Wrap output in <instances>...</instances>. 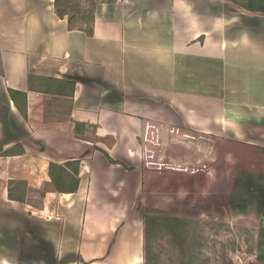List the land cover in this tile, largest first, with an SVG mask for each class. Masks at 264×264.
<instances>
[{"label": "crops", "instance_id": "1", "mask_svg": "<svg viewBox=\"0 0 264 264\" xmlns=\"http://www.w3.org/2000/svg\"><path fill=\"white\" fill-rule=\"evenodd\" d=\"M91 17L88 33L53 0H0V264H145L138 204L176 134L198 167L229 142L232 187L264 194V0Z\"/></svg>", "mask_w": 264, "mask_h": 264}, {"label": "rangeland", "instance_id": "2", "mask_svg": "<svg viewBox=\"0 0 264 264\" xmlns=\"http://www.w3.org/2000/svg\"><path fill=\"white\" fill-rule=\"evenodd\" d=\"M65 11L62 4L60 12ZM174 138L172 164L160 149L158 167L148 168V179L149 171L158 172L157 182L146 183L138 204L143 219L145 214L154 219L148 226L149 264H264V194L245 199L244 189L232 187L236 161L229 142L217 147V165L208 157L198 167L181 159L186 147L182 136ZM159 144H167L166 135H159ZM213 149L208 148L211 156Z\"/></svg>", "mask_w": 264, "mask_h": 264}, {"label": "trees", "instance_id": "3", "mask_svg": "<svg viewBox=\"0 0 264 264\" xmlns=\"http://www.w3.org/2000/svg\"><path fill=\"white\" fill-rule=\"evenodd\" d=\"M100 1L102 0H53V5L56 13L59 16H64V15L67 16L68 27L84 29L86 32L90 33L92 28L91 15L93 13L95 5ZM103 1L111 2L114 0H103ZM62 4H66L67 11L60 12V6ZM84 25H88V28H86ZM146 211L148 212L149 209H146ZM147 215L148 214H145L143 219L144 240H145L144 243L145 264H149V260L146 254L148 252L147 251V240H148V229H149L148 226L150 222L154 221L153 217ZM192 262L194 263L193 260ZM249 264H255V263L250 262Z\"/></svg>", "mask_w": 264, "mask_h": 264}]
</instances>
